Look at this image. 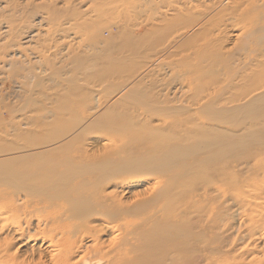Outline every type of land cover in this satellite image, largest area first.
I'll return each mask as SVG.
<instances>
[{
  "label": "bare ground",
  "instance_id": "1",
  "mask_svg": "<svg viewBox=\"0 0 264 264\" xmlns=\"http://www.w3.org/2000/svg\"><path fill=\"white\" fill-rule=\"evenodd\" d=\"M165 2L0 0V74L48 14L70 12L64 32L96 27L92 7L141 16L110 41L130 53L119 52L126 74L109 103L56 102L51 120L2 121L0 264H264V0H172L170 17ZM6 83L0 120L13 111Z\"/></svg>",
  "mask_w": 264,
  "mask_h": 264
},
{
  "label": "rangeland",
  "instance_id": "2",
  "mask_svg": "<svg viewBox=\"0 0 264 264\" xmlns=\"http://www.w3.org/2000/svg\"><path fill=\"white\" fill-rule=\"evenodd\" d=\"M13 1H15V3H18V4H21V3L23 4L27 0H21V1L20 0H13ZM57 1H60V0H57ZM70 1H75V0H70ZM165 3H166V5L164 4V6L162 7L163 9H161V11L164 12V10H165V13H164L165 16L170 17L172 12H170V10H168L169 8H167V7H169L168 6L169 4H170V6L173 4L172 0H170V3L168 0ZM14 4H12V5H14ZM22 4H21V6H22ZM17 8L19 9L20 7H17ZM166 8H167V10H166ZM67 10H69V9H67ZM104 10L105 11H102V12L100 11L97 13L96 8L92 7L91 10H89L85 14V15H87V17H90V16L94 17V18L96 17L94 19L98 23V25H96V27H98L100 23L104 22L103 20L105 18L107 19L106 21L110 25H108L107 22H105L106 25H104V26L100 25V28L98 27L99 30L96 27L92 28V30H91V28H89V27L87 28V26L84 23V24H82V26H79L80 28L76 27L75 30H71L70 32H64L65 31L64 30V26H65L64 22L67 21L65 19L64 15H68L70 12L63 13L64 14L63 16L61 15L62 12L59 16L56 14H53V13L48 14L47 15L48 17L45 19V22L39 28V31L41 30L39 32L40 33L39 40L37 42L35 41V42L31 43V45L29 44L25 48H24V46H21L22 48L20 47L21 49H23V55L22 56L25 58L20 56L18 51L15 48H12L13 50H11V51H13V54L16 53L15 56H12L13 60H11V64H12L11 66H13V65L14 66L7 70V74H3V73L0 74V79H2L5 83L8 81L6 84L10 87L11 91H13L14 96L11 98L12 100L14 99L13 100L14 104H11L13 106V111H11L12 112L11 113V112H6L4 110H1L2 111L1 116H2V118H6V120H0V122H1L0 127H2V121L11 122V121H18V120H22V119L24 120L26 118L28 120H30V122L31 121L33 122L35 120L39 121V122L42 120H46V119L51 120L54 117L53 114L55 113V109H56L55 103L56 102H57V104H97V103L98 104L99 103L100 104H107L110 102V99L114 93L113 92L114 88L117 87V85H119L123 80L120 76L123 77V75L126 74L125 72L122 71L124 69V67H123L124 64L121 63V61H123L122 58L125 57L126 54L130 53V52H126L125 48L123 50V49H121L120 46L115 45L117 42L114 44V42L112 43L110 41H112V36H114L115 41H116V38L118 41V37H117L118 32L116 29H119V25H121L124 22V23H127L128 26H130L131 28L134 29L135 24H137V22H139L141 20V16H140V14H137L136 10L135 11H131V10L125 11V10H122L121 8H114L112 6H107V9H104ZM109 10H113V11H109ZM90 11H91V13H90ZM120 11H121V13H120ZM124 11L126 12V14ZM21 12H22V10L20 8L18 13L20 14ZM103 12H105V13H103ZM107 12H108V14H107ZM138 13H139V11H138ZM110 14H112L111 17L109 16ZM113 14L115 16H113ZM101 15H102V17H101ZM119 15H121V16H119ZM77 16H79V15L75 16L77 19L74 18V15H73V18L71 19V20H73L71 22L77 21V22H74V23H76V26H78V24L80 25V22H82V19L80 17H77ZM99 17H101V18H99ZM130 17H132V19ZM97 18H99L100 21ZM109 18L112 20H115V19L116 20L112 21ZM78 20H80V22ZM62 22H63V24H62ZM61 25L63 26L62 28L60 27ZM84 25H85V27H84ZM107 26L109 28H106ZM96 29H97V31H99L98 33L100 35L97 33ZM107 30H110V33ZM43 31H44V33H43ZM73 31H76V34H73ZM116 34H117V36H116ZM86 36H88V37H86ZM98 36H100V37H98ZM64 37H65V39H64ZM93 37H96V39L94 40ZM91 40L93 41V43ZM108 41L111 43L110 46L108 44H104V43H107ZM121 43L124 45L122 40H121V42L119 40L120 45H121ZM112 44L115 45L116 47H119L120 49L116 48L115 46H113L114 47L113 48ZM106 45H108L109 48L106 47ZM123 45H121V46H123ZM36 47H39V48L35 49ZM110 47H112V49ZM99 48L101 51L99 50ZM92 49H93V51H92ZM94 50H96V51H94ZM106 50H108V51L113 50L110 52L111 53L113 52L112 54H114V55L109 54L110 52H107ZM81 52H82V54H81ZM93 52H94V54H93ZM100 52H101V54H100ZM119 52H125L126 54L123 55V53H121L123 55L121 58V54ZM103 53H105V54H103ZM118 53H119V55H118ZM95 54H97V55H95ZM107 54H109V56L112 55L115 57L113 58L111 56L108 58ZM79 60H81V61H79ZM23 61H24V64H23ZM108 61H110V63H113V64H111V66H109L110 63ZM85 62H86V64H85ZM132 62H133V63H131L132 66L130 65L128 68H126V70L127 71L130 70L129 71L130 74L135 76V70L138 68L137 67L138 65L134 66V59ZM108 63H109V65H108ZM87 64H88V66H87ZM98 64H100L99 66L101 68L97 66ZM121 64H123V65H121ZM77 65H79L80 68H79V66L77 67ZM34 66H38L39 69H35ZM118 68H119V70H118ZM129 68H131V69H129ZM12 70H13V72H12ZM84 70H86L87 72ZM111 70L113 71V74H112ZM114 70H115V72H114ZM59 71H60V73H59ZM24 72H25V74H24ZM96 73H98V74H96ZM99 73H100V75H99ZM105 75L106 76L108 75V76L106 77ZM38 78H40V81H41V84H39V85L37 84ZM107 80H108V82H107ZM113 83L115 84V87H113L112 91H109L108 88H109L110 84H113ZM78 87L79 88L81 87V89H83V93H84L83 96L78 92V90H77ZM104 88H105V90H104ZM106 90L109 92L107 93ZM92 92H93V94H91ZM31 94H32V96H30ZM53 94L55 96L54 98H53ZM87 95H90V96H87ZM91 95H93V96H91ZM19 97H21V98L18 99ZM89 97H91V98H89ZM132 101L137 102L136 104H141V101L139 102V100H133V99H130V102H129V99H127L126 101H124V104H130V103L132 104ZM23 108H25V109H23ZM0 142H1V140H0ZM101 149H105V148L101 147ZM128 181H130V180H127V183H128ZM130 182H132L130 185H131L132 189H134L133 191H136V192H142L143 189L146 186H148L147 185L148 182L145 180L139 181L137 183L134 182L133 180H131ZM144 185H146V186H144ZM234 222L235 221H233L232 223H234ZM236 224H237L236 222H235V224H233V227L231 230H229L228 235L235 237V240L233 241L234 247L238 248V247H240L239 245L242 243V240L241 239L238 240L235 232H232L234 230L236 231ZM117 228H118L119 232L116 230L117 232L114 233L116 236H117L116 233L119 234L121 229H122L121 227H117ZM232 234H234V235H232ZM118 236L120 237V234ZM30 243L31 242H29L25 245H22V246H20L21 244H18L19 245L18 247H20L19 249L21 251H23V249L25 250L26 247H28L32 244V243L31 244ZM253 245H254L255 249L260 250L261 245H262V241L256 240L253 242ZM259 254H258V256L261 259H264V254H262V253L260 255Z\"/></svg>",
  "mask_w": 264,
  "mask_h": 264
}]
</instances>
